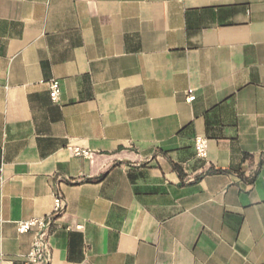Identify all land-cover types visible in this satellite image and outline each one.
<instances>
[{"label": "crops", "instance_id": "crops-1", "mask_svg": "<svg viewBox=\"0 0 264 264\" xmlns=\"http://www.w3.org/2000/svg\"><path fill=\"white\" fill-rule=\"evenodd\" d=\"M0 148V264H264V0H0Z\"/></svg>", "mask_w": 264, "mask_h": 264}, {"label": "built area", "instance_id": "built-area-1", "mask_svg": "<svg viewBox=\"0 0 264 264\" xmlns=\"http://www.w3.org/2000/svg\"><path fill=\"white\" fill-rule=\"evenodd\" d=\"M49 96L54 104L60 103L61 87L58 80H52L48 83ZM188 100L193 102L195 100L194 90L188 91ZM208 139L199 136L195 139V152L199 159H206L208 153ZM72 153L76 157L90 159L92 152L82 148H72ZM3 150L0 148V181L3 176ZM64 210L63 200L60 196L55 197L54 212L49 217L32 218L30 220H23L16 223V229L19 234H27L34 232V239L32 246L25 258V264H49L47 259L49 232L53 217L61 214Z\"/></svg>", "mask_w": 264, "mask_h": 264}, {"label": "trees", "instance_id": "trees-1", "mask_svg": "<svg viewBox=\"0 0 264 264\" xmlns=\"http://www.w3.org/2000/svg\"><path fill=\"white\" fill-rule=\"evenodd\" d=\"M175 170L179 173V175L182 177V172L181 170L175 166ZM214 173H221L220 171H213ZM106 177V174L100 176L99 178H96L94 180H90L91 182H99L102 181Z\"/></svg>", "mask_w": 264, "mask_h": 264}]
</instances>
